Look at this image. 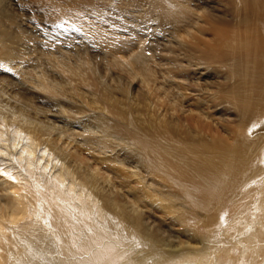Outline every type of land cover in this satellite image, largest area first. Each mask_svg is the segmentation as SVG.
Wrapping results in <instances>:
<instances>
[{
    "label": "bare ground",
    "instance_id": "1",
    "mask_svg": "<svg viewBox=\"0 0 264 264\" xmlns=\"http://www.w3.org/2000/svg\"><path fill=\"white\" fill-rule=\"evenodd\" d=\"M106 1L42 0L22 70L0 0V264H264V0Z\"/></svg>",
    "mask_w": 264,
    "mask_h": 264
},
{
    "label": "rangeland",
    "instance_id": "2",
    "mask_svg": "<svg viewBox=\"0 0 264 264\" xmlns=\"http://www.w3.org/2000/svg\"><path fill=\"white\" fill-rule=\"evenodd\" d=\"M119 1H122V2H124V3H126V1L125 0H119ZM109 2H110V0H107L106 1V3H107V5H106V9L104 10L105 11V13H106V16H107V18H111L112 17V15H111V13H112V10H111V8L109 7ZM4 3L6 4V7H8V10L11 12V13H15V14H17V17H18V20H20V21H22V22H24L25 24H26V26L29 28V30H33L34 32H37L36 30H35V28H33V27H39V28H45V30H47V33H45V35H47L48 33L49 34H51V32H55V31H53V29L54 28H56L55 27V25L53 26V24L54 23H56V22H54V21H47L46 20V18H45V13H44V9H45V6H44V4H43V2H42V0H4ZM123 4V3H122ZM8 5V6H7ZM129 10V9H128ZM111 11V12H110ZM89 12H90V10H89ZM126 11H125V9L121 12V14H124V16H125V19H127V20H129L130 21V19H128V18H126L127 16H128V14L127 13H125ZM108 14V15H107ZM121 14H120V17H121ZM111 15V16H110ZM90 17H92V19L93 20H97L96 22H98V17H97V15H95L94 14V16H93V14L91 15H89ZM205 16H206V14H205ZM91 19V20H92ZM52 20V19H51ZM45 22V23H44ZM50 22V23H49ZM54 22V23H53ZM130 24H131V22H130ZM64 28V25L63 24H61L60 25V28L59 27H57L56 29H57V31H59V29H63ZM164 30V29H163ZM75 31V30H74ZM164 33H166L167 34V36L165 37V38H167V40H164L163 42H161L160 41V43L162 44L161 46H160V51H162L163 49L162 48H164V46H165V44L166 45H169L170 43H169V40L170 39H173L174 40V34H173V30H167L166 32H164ZM52 35V34H51ZM68 35V34H67ZM53 36V35H52ZM50 36V37H45V36H43V37H38V38H36V37H34L32 40L33 41H30V44L29 45H34V46H36V47H34V48H38L37 50V52L36 51H33V52H31L30 53V62H28V64H27V66H25L22 70H28V69H32L33 70V67H30L29 66V64L31 63H39L38 61H39V59H42L41 58V56H43V54H42V49L43 48H41L42 47V43H41V40H45V41H48V42H51V43H56V42H58V41H60L59 39L57 40L56 38L57 37H60V36H58L57 34H55V36ZM72 36H75V37H72V39H74V41H73V43H74V46L77 48V50H78V56L79 57H82V58H89V60L91 61V63L93 64V66H95V69H96V71H98L97 72V75H99V76H101V78L104 80V81H106V83H108L109 85L111 84L112 86H114L115 87V84H117V85H119V86H123V82H125V81H123L124 79H125V77H124V75L123 76H120L119 77V74L117 73L118 71L114 68V67H112L107 61H108V59L107 58H104L103 57V54L99 51V50H97V49H95V48H87L86 47V43H85V40L84 39H82V38H80L79 36H77V32L75 31V33H72ZM78 37V38H77ZM41 38V39H40ZM62 38V37H61ZM169 38V39H168ZM71 39V38H70ZM54 40V41H53ZM62 40H64V38H62ZM33 44H32V43ZM38 45V46H37ZM48 46V45H47ZM154 47V46H153ZM171 47V46H170ZM45 49H47V48H45ZM64 49L66 50L67 48H63V49H59L60 51H63L64 52ZM162 49V50H161ZM165 49V48H164ZM44 50V49H43ZM58 50V51H59ZM151 50H152V48H151ZM159 51V52H160ZM46 52H47V54L48 55H50V53H48V49L46 50ZM32 54V55H31ZM41 55V56H40ZM56 56L57 55H59V54H55ZM62 58V57H61ZM99 58V59H98ZM38 59V60H37ZM101 59V60H100ZM54 60V59H53ZM16 61H18V62H20V60H16ZM52 61V60H51ZM72 61V60H71ZM110 61V60H109ZM18 62H16V64H18ZM19 65V64H18ZM34 65V64H33ZM41 65H43V66H45V62L44 61H42V62H40V64L38 65L39 67L41 66ZM20 66V65H19ZM41 69V68H40ZM36 71L38 70V69H35ZM21 71V70H20ZM36 71H34V72H36ZM21 72H23V71H21ZM31 73V72H30ZM99 73V74H98ZM28 74V75H27ZM118 74V77L116 76ZM29 75H31V74H29V73H26V74H22L21 76H23L24 78L25 77H27L26 79L27 80H29ZM96 76V75H95ZM1 77H2V80L3 79H5L4 78V75L2 76L1 75ZM0 77V78H1ZM5 77H6V75H5ZM22 77V79H24ZM117 77V78H116ZM92 78V77H91ZM121 78H123V80H121ZM20 79H21V77H20ZM25 79V80H26ZM106 79V80H105ZM119 79V80H118ZM1 81V80H0ZM22 81V80H21ZM24 81V80H23ZM118 81H119V83H118ZM122 81V82H121ZM127 81V80H126ZM124 89H127V94H128V96L127 95H125V98H127V99H124V98H122V95L121 94H117L118 96H119V98L121 99V100H123V102H125V103H127V104H129V102L131 103V105L132 106H134V107H137V108H139V110L141 111L140 113H144V114H147V109H146V107H145V105H144V103L146 104V102L144 101V97H143V95H144V93H143V90L141 89V87H140V84L137 82L135 85H133L132 87L130 86V88H129V86L128 85H126V87L125 88H123V90ZM126 94V93H125ZM126 100V101H125ZM128 101V102H127ZM46 102V104L48 105L49 104V102L48 101H45ZM51 103V102H50ZM52 103H53V101H52ZM44 105H45V103H44ZM46 106V105H45ZM44 106V107H45ZM106 106H110L109 104L108 105H106ZM45 108H47V109H52L53 108V105L52 104H49V107H45ZM139 115V114H138ZM112 119V118H111ZM116 121V120H115ZM112 122V121H111ZM115 126V125H114ZM117 166H120L121 167V165H118L117 164ZM113 232H114V229H113ZM81 255V256H80ZM79 255V253L77 254V255H72L71 257L73 258V259H77V258H79V257H82V255L83 254H80Z\"/></svg>",
    "mask_w": 264,
    "mask_h": 264
}]
</instances>
